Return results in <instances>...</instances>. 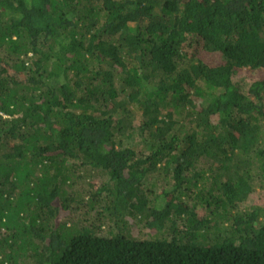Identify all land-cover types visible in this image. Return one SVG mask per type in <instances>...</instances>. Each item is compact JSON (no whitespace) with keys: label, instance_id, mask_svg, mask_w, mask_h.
Segmentation results:
<instances>
[{"label":"trees","instance_id":"1","mask_svg":"<svg viewBox=\"0 0 264 264\" xmlns=\"http://www.w3.org/2000/svg\"><path fill=\"white\" fill-rule=\"evenodd\" d=\"M256 191L264 0H0V264H264Z\"/></svg>","mask_w":264,"mask_h":264},{"label":"rangeland","instance_id":"2","mask_svg":"<svg viewBox=\"0 0 264 264\" xmlns=\"http://www.w3.org/2000/svg\"><path fill=\"white\" fill-rule=\"evenodd\" d=\"M241 78L242 79H246V81H247V80H249L251 78V75H248L245 72H240L235 81L237 82ZM250 200H251V202L249 203V205L254 204V205H258V206H263L264 207V192L263 191L254 192L253 195H251ZM67 226H69L68 223H67Z\"/></svg>","mask_w":264,"mask_h":264}]
</instances>
